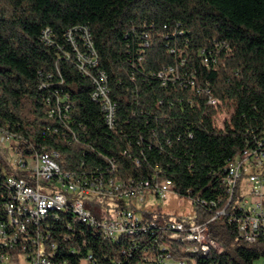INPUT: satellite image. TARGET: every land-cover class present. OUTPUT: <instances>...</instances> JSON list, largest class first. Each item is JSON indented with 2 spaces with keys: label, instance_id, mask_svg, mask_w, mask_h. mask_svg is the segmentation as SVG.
Listing matches in <instances>:
<instances>
[{
  "label": "trees",
  "instance_id": "trees-1",
  "mask_svg": "<svg viewBox=\"0 0 264 264\" xmlns=\"http://www.w3.org/2000/svg\"><path fill=\"white\" fill-rule=\"evenodd\" d=\"M102 75L112 126L94 98ZM0 132L26 161L49 155L83 183L171 185L221 247L173 237L174 220L109 238L68 207L31 222L11 255L31 253L40 233L53 264H149L160 255L254 264L264 232L253 243L240 234L241 182L231 197L226 179L233 160L264 153V0H0ZM29 174L0 156L2 216L8 178Z\"/></svg>",
  "mask_w": 264,
  "mask_h": 264
},
{
  "label": "built area",
  "instance_id": "built-area-1",
  "mask_svg": "<svg viewBox=\"0 0 264 264\" xmlns=\"http://www.w3.org/2000/svg\"><path fill=\"white\" fill-rule=\"evenodd\" d=\"M106 77L101 76L96 81L98 89L94 95L95 99L104 100V111L107 114L108 123L113 125L115 111L114 106L107 96L105 88ZM210 103L217 107V101L212 99ZM227 118V115H226ZM223 118V120H226ZM216 122L220 126V118L216 117ZM12 140L7 134L1 137V143L6 144ZM15 170H29L30 174L26 177L10 176L7 185L11 190L12 200L6 205V219L0 218V264H53L51 259L45 254L44 248L40 243V233L35 238L36 248L31 253L23 251L15 255L7 252V248L13 247V242L18 234L27 232L31 222L39 223L41 218H47L48 206H62L65 209L71 207L80 219L98 225L101 231L106 233L109 238H116L117 232H133L141 227H145L153 222H146L129 210L126 206L120 208L111 216V219L102 217L96 220L93 212L85 208L81 200H72L73 196L82 198L98 196L104 198L117 197L121 201L129 200L133 196L143 195L146 190L151 191L157 199L164 201L171 193V185L156 184L153 187L143 186H124L102 181L98 183H83L73 175L63 174L49 155L36 156L30 162L26 161L20 149L14 153ZM255 169L263 167L264 153L246 152L243 156L233 160V166H228V190L232 197L239 182L246 175L248 168ZM264 170L261 173L251 174L249 181L251 187L250 199L243 198L240 201L242 209L246 210L247 216L240 220V234L247 242H255L257 235L264 232ZM7 228L15 229L14 235H9ZM171 228L174 236L183 240H198L202 242H212L216 246L220 245L211 240L206 224L197 226H186L177 221L172 222ZM142 229V228H141ZM221 248V247H220ZM196 249V248H194ZM92 257L85 262L92 264ZM149 264H190L187 261L177 260L170 256L160 255L153 263Z\"/></svg>",
  "mask_w": 264,
  "mask_h": 264
},
{
  "label": "rangeland",
  "instance_id": "rangeland-1",
  "mask_svg": "<svg viewBox=\"0 0 264 264\" xmlns=\"http://www.w3.org/2000/svg\"><path fill=\"white\" fill-rule=\"evenodd\" d=\"M219 113L221 114L220 121L222 120L220 124L223 125L224 116L222 112ZM2 135L3 133L0 132V156L12 169L15 170L14 162L16 160V155L14 153L19 150V147L14 140L2 144ZM263 170V167L258 169H255V167L248 168L240 185V192L243 195V198L250 199L251 197L252 185L249 181L250 175L261 173ZM72 200H81L85 208L88 210L90 209L87 206H93L99 212V215L106 219H111V216L115 215L117 210L126 206L134 213V215L139 216L146 222L156 221L163 224L166 221L174 220L185 224L186 226L202 225V223H200L202 215L197 209H195V206L191 204V201L188 198L179 197L174 194L169 195L164 201L157 199V197L149 190H146L143 195L133 196L131 199L125 201H121L120 198L117 197L104 198L94 195L85 198L73 196ZM81 264H87V262L84 261ZM254 264H264V258L256 261Z\"/></svg>",
  "mask_w": 264,
  "mask_h": 264
},
{
  "label": "bare ground",
  "instance_id": "bare-ground-1",
  "mask_svg": "<svg viewBox=\"0 0 264 264\" xmlns=\"http://www.w3.org/2000/svg\"><path fill=\"white\" fill-rule=\"evenodd\" d=\"M229 166H233V162H231V164ZM226 184H227V187H228V176H227V179H226ZM171 193H173L172 186H171ZM52 209L63 210L65 208L62 207V206H48L47 207V214ZM122 233H124V232H117L116 235L117 234L118 235H121ZM187 241L198 243L199 245H201L203 247V250H207L209 248H214V249L218 250L220 248V247L218 248V246H216V244L215 243H212V242H202V243H200V241H198V240H187Z\"/></svg>",
  "mask_w": 264,
  "mask_h": 264
}]
</instances>
